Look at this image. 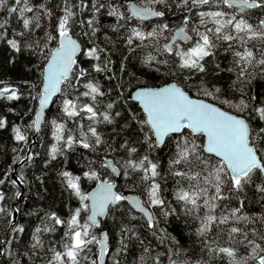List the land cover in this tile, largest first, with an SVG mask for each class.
<instances>
[{
    "label": "trees",
    "instance_id": "trees-1",
    "mask_svg": "<svg viewBox=\"0 0 264 264\" xmlns=\"http://www.w3.org/2000/svg\"><path fill=\"white\" fill-rule=\"evenodd\" d=\"M79 2L71 0L73 5ZM128 2L149 6L164 15L146 22L135 19L127 9ZM27 3L33 7L32 12L24 11L25 4H16L15 0H7L0 10V24L4 25L0 27V88L17 89L15 98L0 99V121H4L0 127V193L4 197L0 201V208H3L0 212V264H58L54 261L55 252L63 253L65 245L70 243L67 221L79 209L80 222H88L87 200L81 201L63 173L78 177L80 192L87 195L98 181L114 179L105 160H112L120 171L116 179L117 192L124 197L139 196L151 210L153 221L150 224L126 200L118 201L110 207L106 219L90 228V234H94L98 242L89 245L90 250L80 253V264H92L93 261L99 264V239L103 231L108 238L106 264H229L226 255L209 251V248L220 247L236 249L240 264H258L264 252L257 249L253 256V245L249 241L254 240L264 247V240L260 239L264 236V191L260 190L264 185L263 175H254L241 191L233 190L229 180L221 192L224 198L213 200L215 189L205 184L207 172L203 165L194 158L191 164L172 163L177 157L178 146L187 140L202 148L204 137L184 129L168 136L159 146L145 123L142 109L130 100V95L138 87H158L175 82L191 96L244 117L256 146L264 151V132L261 131L264 119L257 111L264 108V65L257 63L264 58V40L249 39L244 33L240 34L243 42L239 38L225 41L222 35L217 39L208 31L215 27L211 19L206 18L201 23L199 16L200 12L225 11L255 26L264 19V10L240 13L216 2L194 5L191 0L187 5L183 0H84L86 7L73 9L77 13L76 22L70 32L81 42L82 51L69 80L62 84L36 132L44 70L52 51L59 46L56 27L63 15L64 0H27ZM41 4L51 11V17L39 8ZM100 4L105 6L95 11L92 6L99 7ZM11 7L18 11L9 12ZM112 9L123 18L110 15ZM21 11L25 18L33 21L31 30L24 29ZM37 17L38 26H35ZM89 19L93 20L91 27L87 24ZM182 25H187V31L194 37L187 44L176 43L169 52L165 43ZM133 28L145 34L155 30L157 35L143 41L133 39L132 44H128ZM199 31L209 35L215 45L212 54L201 61L205 68L203 72L181 67L179 55L195 46ZM49 35L57 39L50 40ZM232 35L237 34L233 31ZM11 40L17 42L19 51L12 48ZM91 48L97 49L99 60L85 54ZM245 50L253 51L256 59L246 65L242 73L235 53ZM96 65L103 70L96 71ZM87 83L97 86L102 95H96L93 100L90 90L85 87ZM86 92L89 95H84ZM66 100H72L76 105V116L69 117L64 112ZM85 106L93 107L97 113L95 118L81 110ZM105 115L108 120L104 119ZM61 124L63 130L57 133V126ZM17 128L25 140L16 139ZM91 129H95L100 137L99 143ZM58 135L60 139H57ZM70 137L73 139L71 145L67 143ZM85 143L89 147L85 148ZM53 148L57 149L55 153ZM28 154L30 158L19 166ZM201 155L210 156L206 152ZM144 157L157 165L158 175L154 180L143 179L144 173L129 164L130 161L139 164ZM211 159L213 163L218 160L214 155ZM177 171L189 175L199 172L200 176L189 180L187 176H177ZM92 173L99 176V180L89 179L88 175ZM153 183L159 184L162 206L150 205L149 192ZM197 183L208 187L209 191L206 195L201 193L198 200L201 207L189 212L187 209L192 205L185 206L178 201L177 193L181 190L192 192L195 189L190 185ZM205 199L215 204L211 214L217 216V223L201 237L197 229L201 218L208 213ZM233 212L235 216L231 215ZM223 216L228 220L220 224L219 218ZM53 217L62 223H56ZM232 227L241 232L230 234Z\"/></svg>",
    "mask_w": 264,
    "mask_h": 264
},
{
    "label": "snow or ice",
    "instance_id": "snow-or-ice-1",
    "mask_svg": "<svg viewBox=\"0 0 264 264\" xmlns=\"http://www.w3.org/2000/svg\"><path fill=\"white\" fill-rule=\"evenodd\" d=\"M16 4H25L24 11L32 12L33 7L27 3V0H15ZM153 2H158V0H153ZM216 2L222 5H226L229 9L238 10L240 13H244L246 10L262 9L264 10V0H191V3L196 4H210ZM7 3V0H0V10H2ZM189 0H183V4L187 5ZM104 4H100L99 7L93 5L92 7L95 11H99V8L104 7ZM86 7L84 0H80L78 5H73L71 0H64L63 15L58 20L56 31L58 32V42L59 46L55 48L51 53V60L47 66V73L45 75V86L43 89L44 95L40 101L41 108L48 102L50 97L61 90V84L69 80L70 73L72 72L73 66L76 64V55L78 52L82 51L81 45L73 39L71 32V27L74 22V17L76 12L73 11L74 8ZM40 9L44 10V14L51 17L52 13L43 4L39 5ZM9 12H17V8L11 7L8 9ZM110 15H119L123 18L122 14L116 12L112 9L109 13ZM133 15L139 17L141 20L147 19L150 16H163L164 13L160 11H154L151 8H134ZM20 16L23 19L24 29L31 30L30 26L33 21L29 18H25L23 11L20 12ZM199 16L201 18V23L205 22L206 18H210L211 22L215 25L213 29H208L212 32L214 36L219 39L221 38L225 41H232L233 39L239 38L243 42V36L241 33L247 35L249 39H260L264 40V19L259 21L258 25H252L247 22L246 19H237L236 15H229L225 11H212V12H200ZM38 17L36 18V25L38 26ZM83 23V21H80ZM187 23V18L185 19ZM87 24L91 27L93 25V20L89 19ZM0 27H4L0 24ZM167 28V25L163 26ZM228 31H225V30ZM233 31L237 34L235 37L232 35ZM157 35L156 31L153 30L151 33H143L140 30L133 28L130 36L128 37L127 43L132 44L133 39L145 40L148 38L155 37ZM178 35L184 39H191L188 37L185 30L181 29ZM49 39H57L56 36L49 35ZM12 48L19 51V46L15 40L9 41ZM215 47L212 38L207 34H199V39L195 43L194 47H191L187 51H182L179 53L181 56V67L195 69L199 72L205 70L203 59L211 55V49ZM171 51V48H167ZM90 59L99 60L96 48H91L85 53ZM235 55L239 58L237 61L241 64L242 73L246 70V65H250L255 56L253 51L245 50L243 53L236 52ZM151 59V57H149ZM258 64L264 65V58L257 61ZM96 71H102L99 65H96ZM80 74L84 75V71L80 70ZM85 87L90 90L92 94V99L95 100L96 95H102L99 88L92 83L85 84ZM218 91V90H217ZM3 92L11 93L8 97L9 99L15 98V92L13 89L4 88ZM207 94V93H206ZM84 95H89V92L84 93ZM135 99L140 101L143 105L144 111L147 113V120L145 123L150 128L151 132L155 135L157 143H162L164 138L171 133H180L184 129H188L191 134H199L202 137H206V144L201 148L194 142L185 141L183 145L178 146L179 151L177 157L173 164H191L193 158L195 161L199 162L204 166V170L207 172L205 177V184L210 185L215 189V199H223L221 195L224 185L230 180L231 188L235 191H241L245 184L250 183L254 175H264V151L260 150L256 146L255 139L253 138L252 130L249 124L243 118H239L234 115H230L226 112L219 110L218 108L204 103L199 100L191 99L183 90H181L176 85L165 86L160 89H147L138 91L135 94ZM111 107V105H109ZM246 107V105H245ZM91 114L90 118H95L97 113L94 111L93 107L85 106L81 109ZM260 117L264 119V108L257 110ZM64 112L69 116L73 117L78 114L77 107L72 100H66L64 105ZM105 120H108L107 115L104 116ZM39 120V117L37 118ZM4 121H0V127H2ZM63 125L57 126V133L63 130ZM16 139L23 141L25 136L21 134L20 129L16 130ZM92 135L96 137V142H100V137L97 135L95 129H91ZM264 132V129H261ZM61 137L58 135L57 139ZM67 143L71 145L73 139L70 137ZM85 148L89 147V144L85 143L83 145ZM53 153L57 151L56 148L52 149ZM135 151V149H132ZM201 152H206L208 154H214L215 157L219 159L213 163L211 155L208 157L202 156ZM147 161V165L145 164ZM133 169L141 170L144 175L143 179L154 180L158 175L157 165L148 161L147 157H144L139 164L135 162H129ZM113 171H116L114 168ZM150 173V175H149ZM177 176H182L189 180L197 179L200 173L197 172L195 175H189L185 172L177 171L175 173ZM65 177L68 178L69 187H71L76 195H78L81 201L92 200V214L88 217L87 223H81L79 220L80 210L77 209L71 219L67 221L70 234V243L65 245V251L55 252L54 261L58 264H80V253L89 249V245L96 241L94 234H90V228L97 225V216L103 215L110 204H115L118 201L125 200L127 197L116 194L112 189L113 185L109 183H103L100 189L91 196L84 195L80 192V187L78 184L79 178H72L70 173H63ZM89 179L99 180V176L95 173L88 175ZM23 179V177H21ZM2 183V181H0ZM15 183V181H13ZM190 187L195 190L192 192L181 190L177 193V200L182 201L185 206L192 205L191 209L187 211L191 212L193 210H198L201 205L198 204L201 193L205 195L209 191L208 187H201L199 183L196 185H190ZM264 191V185L260 188ZM19 192H17V196ZM4 199L3 194L0 193V201ZM149 200L151 206H162L163 200L159 196V184L153 183L150 186ZM137 208L142 212H146L144 208L141 207L139 201L133 202ZM204 206L208 208V213L205 214L200 220V227L197 229V234L201 237H205L206 234L211 231L212 225L217 223V216L211 214L215 208V204L211 203L209 200L205 199ZM87 208V205L84 206ZM0 212H3V208H0ZM165 215L168 213L165 212ZM235 216V212L231 213ZM56 223H62L58 218L53 217ZM149 222L153 221L151 215L148 216ZM239 219V217H237ZM228 220L227 216L219 218V223H226ZM23 231V229H20ZM39 231V229L37 230ZM241 229L232 227L230 229V234H239ZM231 238V235H230ZM247 238V234H245ZM264 240V236L260 237ZM100 247V260L103 264V257L105 255V246L103 242H99ZM253 245L251 248V253L255 256L257 249L264 252V247L256 243L254 240L249 241ZM209 251H218L226 255L229 258V264H240L237 259V251L231 247H220L218 249L209 248ZM85 259H87L85 257ZM92 264H96L95 261ZM175 264V262H173ZM258 264H264V256H260Z\"/></svg>",
    "mask_w": 264,
    "mask_h": 264
},
{
    "label": "water",
    "instance_id": "water-1",
    "mask_svg": "<svg viewBox=\"0 0 264 264\" xmlns=\"http://www.w3.org/2000/svg\"><path fill=\"white\" fill-rule=\"evenodd\" d=\"M126 6H127V9H128V11H129V13L131 14V16H132L133 18H135V19H139V20H141L139 17L133 15V9H134V8L143 9V8H145V7H147V8H151V7H149V6L140 5V4H137V3H134V2H128ZM151 9L154 10V11H157V10H155L154 8H151ZM157 17H162V16H150V17H148L147 19H144V20H141V21L146 22V21H150V20H152V19H155V18H157ZM181 29H184L185 32H186V34H187V36H188V37H191L190 34H189V32L187 31V25H182V26H180L179 28L175 29V30L173 31V33H172L170 39L165 43V48H166V49H167L168 47L171 48V51H169V52H172V51H173V48H174L175 43H177V42L188 43V42L191 40V39H184V38H181V36L178 35V33L180 32ZM200 34H203V33H200ZM72 37H73V39H75V40L81 45V48H82V44H81V42H80L76 37H74L73 35H72ZM79 54H80V52H78L77 55H76V57H75L76 61H77V58H78ZM50 60H51V56H50V58H49V60H48V62H47V64H46V66H45L44 75H43V80H42V87H41L42 93H41V96H40V99H39V109H38V112H37V114H36V122H35L36 132H38L39 129H40V126H41V123H42V121H43V119H44V116H45L46 111H47V110L49 109V107L51 106L53 100H54V99L59 95V93H60V91H59V92H56L55 94H53V95L50 97V99L48 100V102L43 106V108H41V103H40V101H41V99H42V97H43V95H44L43 89H44V86H45V83H46V81H45V75H46V73H47V66H48ZM74 66H75V65H74ZM74 66H73V67H74ZM70 74H71V73H70ZM173 84L176 85L177 87H179L181 90H183V91H184V92H185V93H186L191 99H195V100L202 101V102L207 103V104H210V105H212V106L218 108L219 110H221V111H223V112H226V113H228V114H230V115H234V116H237V117H239V118H243V119H245L244 117H241V116L235 115V114H233V113H231V112H229V111H227V110L221 108L220 106H218L217 104H215V103H213V102L207 101V100L202 99V98H197V97H193V96H191L187 91H185L181 86H179V85H178L177 83H175V82H170V83L164 84V85H162V86H158V87H138V88H136V89L132 92V94L130 95V100L136 102V103L140 106V108L142 109V111H143V113H144V115H145V117H146V120H147V113L144 111L143 105L140 103V101H138V100L135 99V94H136L138 91H141V90H147V89H160V88H163V87H165V86H170V85H173ZM60 87H62V84H61ZM3 89H4V88H0V99H3L4 97H7V96H10V95H11V93H5V92H3ZM10 89H13L15 93L17 92V89H16V88H10ZM38 117H39V120H37ZM245 121L247 122L246 119H245ZM247 123H248V122H247ZM248 124H249V123H248ZM187 130H188V129H187ZM180 133H181V132H180ZM176 134H179V133H171V134H169L168 136L176 135ZM168 136H166V137L164 138V140H163L162 143H158V145H159V146H162V145L165 143V141H166V139H167ZM155 138H156V137H155ZM204 144H206V137H204ZM207 154H208V153H207ZM209 155H214V154H209ZM29 158H30V154H28L27 158H26L25 160H23V161L19 164V166H22V165H23V164H24ZM217 158H218V157H217ZM218 159H219V158H218ZM105 165H106V166L108 167V169L110 170V172H111V174L113 175L114 179H113V180L103 179V180L98 181V182L96 183V185H95V186H94V187H93V188L87 193V196H91V195H93L94 193H96V192L100 189L101 184H103V183H109V184H112V185H113V189H112V190H113L116 194L120 195V194L117 192V190H116V179L119 177V175H120V171H119V170L117 169V167L113 164V161H112V160H105ZM114 168L116 169V171H113ZM263 177H264V175H263ZM20 186L23 187L22 184H20ZM126 197H127V199H125V200H126V202L128 203V205H129L134 211H136V212L142 214V215L145 217L146 220L149 221V219H148V216H149V215H151V216L153 217L151 210H150L148 207H146V205L143 203V201L141 200V198H140L139 196H137V195H133V194H130V195L126 196ZM134 201H139L141 207L144 208V209L146 210L147 214H146L145 212L140 211V209L137 208V207L135 206V204L133 203ZM117 203H118V202H116L115 204H110V205L108 206V208L106 209V211H105V213H104L103 215L97 216V218H96V219H97V225H96V226L99 225V223H100L101 220L106 219L110 207L115 206ZM87 204H88V217H89V216L92 214V200H90V199L87 200ZM151 223H152V222H151ZM99 242H103V244H104V246H105V249H106V251H105V255H104V257H103V264H106V257H107V252H108V238H107V233H106L105 231H103V232L101 233V238L99 239ZM99 246L101 247V244H100V243H99ZM263 256H264V255H263ZM98 259H99V264H101L100 253H99V258H98Z\"/></svg>",
    "mask_w": 264,
    "mask_h": 264
},
{
    "label": "flooded vegetation",
    "instance_id": "flooded-vegetation-1",
    "mask_svg": "<svg viewBox=\"0 0 264 264\" xmlns=\"http://www.w3.org/2000/svg\"><path fill=\"white\" fill-rule=\"evenodd\" d=\"M200 33H202V32H201V31H199L196 37H198ZM189 34H190V33H189ZM190 36H191V39H192V37H194V36H193V35H191V34H190ZM177 43H181V42H177ZM188 43H189V42H188ZM175 44H176V43H175ZM181 44H187V43H181Z\"/></svg>",
    "mask_w": 264,
    "mask_h": 264
},
{
    "label": "rangeland",
    "instance_id": "rangeland-1",
    "mask_svg": "<svg viewBox=\"0 0 264 264\" xmlns=\"http://www.w3.org/2000/svg\"><path fill=\"white\" fill-rule=\"evenodd\" d=\"M190 49V48H189Z\"/></svg>",
    "mask_w": 264,
    "mask_h": 264
}]
</instances>
